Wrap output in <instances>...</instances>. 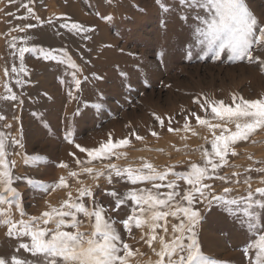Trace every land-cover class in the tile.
<instances>
[{
	"label": "rangeland",
	"instance_id": "rangeland-1",
	"mask_svg": "<svg viewBox=\"0 0 264 264\" xmlns=\"http://www.w3.org/2000/svg\"><path fill=\"white\" fill-rule=\"evenodd\" d=\"M245 3L257 20L264 22V0H245ZM23 4L33 8L40 23L32 17L20 19L28 16ZM0 9H3L0 11V96L8 95L3 87L8 83L17 97L15 101L0 99V116L4 117L0 120V133L5 135L8 144L7 159L16 162L11 171L13 187L19 196L10 198L9 205L16 218H19L15 211L17 202L27 217L39 216L49 210V205L57 207L66 199L65 189L45 191L61 176L76 186L67 177L66 170L58 167L64 162L77 170L69 152L85 158L74 144L65 140L69 131L75 144L87 148L106 142L109 134L113 141L128 137L130 144L117 150L124 154L122 158L117 160L113 156L110 161L119 167L137 168L148 162L158 170L173 166L175 172L183 173L189 170L190 163H203L200 145L211 151V144L204 140L205 136L211 140V133L197 125L195 117L189 116V124L197 135L183 131L184 116L188 113L195 111L209 118L211 115V109L205 113L193 100L203 101L206 97L231 105L232 94L246 99L264 95V73L257 65L249 64L247 59L233 61L226 53L217 60L206 45L196 43L190 29H195L198 22H193L195 12L189 8V0H163V6L155 0H15L13 4L0 0ZM8 12L13 15L8 16ZM105 16L111 20L101 18ZM48 20L54 23H46ZM63 22H74L92 31L80 33L60 28ZM23 24L36 27L25 32L13 31ZM13 36L18 37V43L27 40L26 46L37 49L34 53H25L27 75H4L5 69L11 72V68L20 66L18 54L13 55L9 47ZM40 49L51 52L56 59H44ZM262 54L264 49L254 50V55ZM68 59L77 65L78 72L62 62ZM73 72L81 81L78 90L73 83ZM16 79L21 84L17 85ZM69 92L73 95L69 96ZM153 114L163 118L166 127L161 128ZM169 117L171 127L181 129L180 132L167 131ZM153 130L159 133L158 137L150 135ZM132 131L144 140L136 141L130 136ZM199 135L204 137L196 140ZM13 138L20 140L23 147L12 145ZM234 148L237 155L229 154L228 164L219 170L220 175L231 178L232 171H237L242 174V181L246 168L264 166V130H258ZM33 156H40L42 160L33 161ZM255 161L261 163L254 164ZM91 166L102 167L100 161H93ZM247 175L252 177L253 188L260 186V174ZM28 179L44 187L29 185ZM79 179L93 185V199L117 221L126 219L134 207L127 200L113 211L117 198L133 189H151V183L133 185L126 176H113V183L109 184L107 172L96 181H91L87 174ZM208 182L221 191L222 181ZM179 183L187 187L183 181ZM245 188L241 184L232 195L245 194ZM112 191L117 192V198L107 195ZM195 208L201 213L197 236L204 255L215 264H248L242 249L256 233L247 231L241 223L243 218L229 214L224 206L216 203L207 207L197 203ZM115 227L122 231L120 223ZM6 230L0 227V257L23 254L34 260L22 249L16 253L18 242L7 237ZM123 235L133 248L151 255L142 241L136 242L140 230L133 228L131 236L126 232Z\"/></svg>",
	"mask_w": 264,
	"mask_h": 264
},
{
	"label": "snow or ice",
	"instance_id": "snow-or-ice-1",
	"mask_svg": "<svg viewBox=\"0 0 264 264\" xmlns=\"http://www.w3.org/2000/svg\"><path fill=\"white\" fill-rule=\"evenodd\" d=\"M155 2L163 6V0ZM13 3L15 0H9V4ZM23 7L28 16L20 19L32 17L37 23L41 22L29 4H23ZM189 8L195 12L193 22H198L195 29H190L195 34L197 44L206 45L217 60L222 53H226L233 61L247 59L249 64L257 65L260 72L264 73V54L254 55L255 49H264V22L258 21L249 11L245 0H189ZM197 9L200 11H196ZM7 15L13 14L8 12ZM101 18L111 20L110 16ZM46 23L54 22L48 20ZM33 27L36 25L23 24L18 28L14 27L13 31L25 32ZM59 27L80 33L92 31L74 22L60 23ZM26 44L27 40L18 43V37H12L9 47L13 55L18 54L20 66L11 68V72L5 69V76H19L20 73L27 75L24 67L25 53H34L37 49ZM39 52L46 60L56 59L51 52L43 49ZM62 62H67L76 72L79 71L70 59ZM76 72H73V83L78 90L81 81L76 78ZM15 83L19 85L21 81L16 79ZM3 87L8 95L0 96V99L15 101L17 97L8 83H4ZM72 95L69 92V96ZM193 103L199 105L200 110L205 113L211 109L210 118L201 117L195 111L184 116L183 131H192L189 124V116H192L197 125L211 133V140L204 137L205 142L211 144V151L200 145L202 164L190 163L189 170L183 173L175 172L173 166L158 170L148 162L141 163L137 168L131 165L122 168L110 161L113 156L117 160L122 158L124 154L117 150L130 144L128 137L113 141L109 134L106 142H101L98 147L87 148L75 144L69 131L65 140L70 145L74 144L79 153L85 154V158L81 159L76 153L69 152L77 170L71 169L64 162H60L58 167L66 170L67 177L76 186L61 176L56 184L46 187V192L67 190V198L57 207L49 205V210L43 211L39 216L26 217L17 202L15 211L19 218H16L9 207L10 198L19 196L17 189L13 187L11 171L16 162L7 159L8 144L5 135L0 133V227H5V235L18 242L16 253H20L22 249L35 258L30 260L23 254H13L10 258L0 257V264H215V261L204 255L198 240L197 226L201 221V213L195 208L197 203L206 207L216 203L224 206L229 214L242 217L241 223L245 224L247 231L256 233L242 249L243 255L248 264H264V166L246 168L242 181V174L237 171H232L231 178L219 174V170L228 164L229 154L232 157L237 155L235 145L248 141L258 130H264V95L257 99H246L232 94L231 105H226L223 100H210L206 97L203 101L197 98ZM153 115L161 128L166 127L163 118ZM3 119L0 116V120ZM171 121L172 118L169 117L167 131L180 132L181 129L171 127ZM192 134L197 135L195 131ZM150 135L158 137L159 133L153 130ZM130 136L136 141L144 140L136 131H132ZM11 144L23 147L21 141L15 138L11 140ZM31 159L40 161L42 157L33 156ZM105 160L109 163H103ZM93 161H100L102 167L91 166ZM105 172L109 184L113 183V176H126L133 185L145 181L151 183V189H133L119 198L115 191L107 193L117 198L113 211L118 210L127 200L132 201L134 207L126 219L117 221L108 216L106 210L93 199V185L85 184L79 179L81 175L87 174L91 181H96L105 176ZM252 172L261 176L258 181L260 186L255 188L251 175H247ZM212 180L223 182L221 191L218 192L208 182ZM179 181H183L187 187H183ZM27 183L44 187L32 179H28ZM241 184L246 186L245 194L232 195ZM161 188L168 191L162 193L159 191ZM117 223L123 226L122 231L115 227ZM133 228L141 231L136 242L142 241L151 252L147 260H142L146 253L133 248L124 239L123 233L131 236Z\"/></svg>",
	"mask_w": 264,
	"mask_h": 264
},
{
	"label": "bare ground",
	"instance_id": "bare-ground-1",
	"mask_svg": "<svg viewBox=\"0 0 264 264\" xmlns=\"http://www.w3.org/2000/svg\"><path fill=\"white\" fill-rule=\"evenodd\" d=\"M202 137H204V136H202ZM202 137H200V135H199V137L198 138H195V139L197 140V139H200ZM150 256H151L150 254H147L146 257H144L142 260H147Z\"/></svg>",
	"mask_w": 264,
	"mask_h": 264
}]
</instances>
